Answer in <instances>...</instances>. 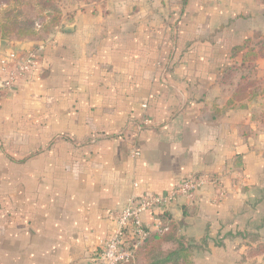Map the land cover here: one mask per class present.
I'll return each instance as SVG.
<instances>
[{"label":"crops","instance_id":"obj_1","mask_svg":"<svg viewBox=\"0 0 264 264\" xmlns=\"http://www.w3.org/2000/svg\"><path fill=\"white\" fill-rule=\"evenodd\" d=\"M173 16L170 57L153 24L120 38L95 24L17 43L44 49L12 90L0 64V264H93L114 211L191 175L219 177L224 195L208 184L145 224L167 210L182 219L192 264H264L242 243L264 218V58L243 72L259 80L243 97L242 72L230 74L232 48L264 33V4L186 0Z\"/></svg>","mask_w":264,"mask_h":264},{"label":"rangeland","instance_id":"obj_2","mask_svg":"<svg viewBox=\"0 0 264 264\" xmlns=\"http://www.w3.org/2000/svg\"><path fill=\"white\" fill-rule=\"evenodd\" d=\"M21 1L16 7L14 5L1 4L0 12L5 13L7 10H12V17H18L22 21L30 17L31 20L36 21L34 25L37 29L46 27V30L50 33L49 39L56 37L66 25L81 28L84 31L83 35L87 36V33L90 32L89 27L96 24L97 27H101L97 31V33H100L99 35H106V33L111 31L112 34L118 33L120 38V31L127 37L126 34L134 32L135 26L138 24H153L152 28H148L149 32H155L160 35L166 32L165 36L158 37L160 40L158 44H162V46L158 47L159 57H170L173 47L176 45L177 35L175 32L173 33L171 28L177 26L179 20L178 16L173 15L175 11L177 12L178 10L179 12V9L183 6V0H55L56 10H53L54 16L52 17H57V22L50 24L45 23V20L41 19V17H37L38 10L34 11L32 7V3H36L37 0ZM42 13H44V16L46 15L44 11ZM49 19L51 18H46V20ZM136 30L140 31V28H136ZM169 34L170 43L167 42L165 44ZM19 42L16 41V44ZM97 42L99 44L100 39ZM255 62L249 63L251 66L248 68L253 70L256 67L255 65H257ZM254 76L251 75L248 79L253 84L256 82L254 85L252 84L253 86L259 82L258 78ZM255 228L259 232L248 235L245 239L247 241L242 242H256V246L250 244V247L246 248L247 254L255 251L264 253V224L262 222L260 224L257 223Z\"/></svg>","mask_w":264,"mask_h":264},{"label":"built area","instance_id":"obj_3","mask_svg":"<svg viewBox=\"0 0 264 264\" xmlns=\"http://www.w3.org/2000/svg\"><path fill=\"white\" fill-rule=\"evenodd\" d=\"M43 49V46L36 45L24 51L16 52L14 49H10L7 52H1L3 54L0 58V64L4 75L2 88L12 90L18 77H23L26 73L35 71L39 66ZM144 122L145 124L149 123L147 119ZM133 155L139 156L140 150L134 148ZM208 184H213L218 189L220 197L224 195L219 177L191 175L165 193H143L131 196L125 207L113 212L116 226L110 237L98 250L93 259V264L134 262L137 249L148 237L149 231L153 230L145 224L143 215L148 211H163L182 197H185L188 201H194L197 193ZM161 213L158 212L154 216V230H159L163 226Z\"/></svg>","mask_w":264,"mask_h":264},{"label":"trees","instance_id":"obj_4","mask_svg":"<svg viewBox=\"0 0 264 264\" xmlns=\"http://www.w3.org/2000/svg\"><path fill=\"white\" fill-rule=\"evenodd\" d=\"M19 1L22 2L21 0H0V5H14L16 7L19 5ZM261 1L264 4V0ZM185 2L186 0H183V4ZM32 7L34 11L38 10L37 17H41L45 23L57 22V17H52L54 16L53 10H56L55 0H37L36 3H32ZM42 11L45 12V16ZM47 17L51 19L46 20ZM35 23L36 21L31 20L30 17L24 21L18 17L13 18L12 10H7L5 13L0 12V41L7 40L13 46L16 41L23 42L24 40L47 42L50 33L46 27L37 29ZM232 56H241V61L233 65V68L231 67L230 74L242 72L239 81L240 87L233 96L243 97L246 88L249 86L248 76L244 75L243 72L251 66L249 63L264 58V33L256 32L253 39H248L243 45L234 46ZM160 217L163 226L159 230L149 231L148 237L136 251L135 261L126 264H192L195 244H189L185 237L180 235L182 219H176L174 213L168 210L161 213ZM262 221L264 224V218ZM255 253L261 252L255 251Z\"/></svg>","mask_w":264,"mask_h":264},{"label":"water","instance_id":"obj_5","mask_svg":"<svg viewBox=\"0 0 264 264\" xmlns=\"http://www.w3.org/2000/svg\"><path fill=\"white\" fill-rule=\"evenodd\" d=\"M73 29V26L71 25H66L63 30L67 31V30H71ZM8 41L7 40H1L0 41V53L7 50V46H8ZM8 49H14L16 52H19L21 50L20 45H15V46H10Z\"/></svg>","mask_w":264,"mask_h":264}]
</instances>
